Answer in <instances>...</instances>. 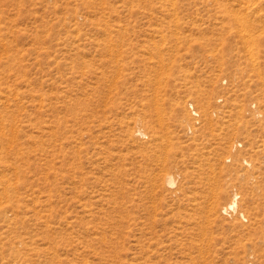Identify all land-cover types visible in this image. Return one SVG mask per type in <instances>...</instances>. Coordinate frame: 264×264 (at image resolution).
Masks as SVG:
<instances>
[{
  "label": "rangeland",
  "instance_id": "rangeland-1",
  "mask_svg": "<svg viewBox=\"0 0 264 264\" xmlns=\"http://www.w3.org/2000/svg\"><path fill=\"white\" fill-rule=\"evenodd\" d=\"M0 264H264V0H0Z\"/></svg>",
  "mask_w": 264,
  "mask_h": 264
},
{
  "label": "bare ground",
  "instance_id": "bare-ground-1",
  "mask_svg": "<svg viewBox=\"0 0 264 264\" xmlns=\"http://www.w3.org/2000/svg\"><path fill=\"white\" fill-rule=\"evenodd\" d=\"M248 41V40H247ZM250 43V41H248V44ZM252 44V43H251ZM251 44H249V45H251ZM250 48V47H249ZM252 52V51H251ZM195 109L193 108V113H195L196 111H194ZM195 114H197V113H195ZM196 116V115H195ZM142 130V129H141ZM141 132V131H140ZM137 133V132H136ZM142 134V133H141ZM140 134V135H141ZM170 183H172L174 180H173V177H172V175H169V180H168ZM174 183V182H173ZM233 192V191H232ZM235 192V191H234ZM237 193H235L234 194V197H232V199H230V201H228V203L226 204V205H224L223 206V212H225V211H227L228 212V210L229 209H232V210H235V211H237V209H238V207H239V205H238V199H237ZM218 205V204H217ZM217 207V206H216ZM227 214V213H226ZM230 214V213H229ZM241 214H243L242 213V211H241ZM143 236H144V233H143ZM143 241V243H142V247H147V243H146V241L143 239L142 240Z\"/></svg>",
  "mask_w": 264,
  "mask_h": 264
}]
</instances>
